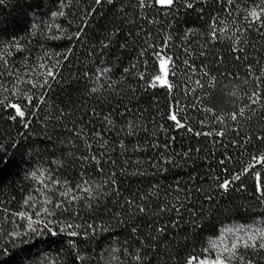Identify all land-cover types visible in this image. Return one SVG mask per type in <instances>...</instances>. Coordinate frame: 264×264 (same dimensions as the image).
<instances>
[{
	"label": "trees",
	"instance_id": "1",
	"mask_svg": "<svg viewBox=\"0 0 264 264\" xmlns=\"http://www.w3.org/2000/svg\"><path fill=\"white\" fill-rule=\"evenodd\" d=\"M253 10L264 0H0V264H187L215 255L227 227L264 229ZM162 48L169 86L150 87ZM261 238L228 264H264L245 247Z\"/></svg>",
	"mask_w": 264,
	"mask_h": 264
},
{
	"label": "snow or ice",
	"instance_id": "2",
	"mask_svg": "<svg viewBox=\"0 0 264 264\" xmlns=\"http://www.w3.org/2000/svg\"><path fill=\"white\" fill-rule=\"evenodd\" d=\"M102 2H103V0H95V3L96 4H101ZM140 2H141V6H143L144 5V0H140ZM229 2H231V0H229ZM154 3L155 4H159V5H171L172 3H174V0H154ZM187 6L188 7H192L191 4H188ZM53 15H56V13H54ZM59 15H63V12H60ZM250 15L252 17L256 18L257 20H260V19L264 18V10H262L259 15H258V13L255 10H253V11L250 12ZM214 33H215V30H213V35H214ZM76 35L79 36V33H77ZM164 46H166V44ZM153 55L155 56L156 60L158 61L159 69H160L161 72H164L165 71L166 65L170 64L171 62H173V58L167 56L166 53L163 52V48L160 51H156L154 49L153 50ZM48 75L50 77H54V73L52 71H49L48 72ZM143 78H144V76L142 74L141 75V79H143ZM156 81H159L161 83V86H169L167 80L163 76H161V75H156L155 77H153V81L149 84V86L150 87H156V83H155ZM255 95L256 94L253 93V96H255ZM28 99L31 100V97H29ZM252 102H253V104H255L256 103V100L253 99ZM11 107L13 109H15V117H13V119H15L16 117H24L25 112L22 110V108L20 106H18L16 104H12ZM240 114H243V109L240 110ZM237 118L238 117L235 114H233L232 117H231L232 120H236ZM168 119L174 123V126H175L176 129H184V128H187V126L180 119H178L175 111H173L168 116ZM25 127H27V125H25ZM187 131L192 132L193 130L191 128H187ZM194 134L196 136H200V135H213L212 133H200V132H195ZM215 135L222 137L224 135V132L223 131H218V132L215 133ZM259 139L260 140H264V137H259ZM185 155H187V153H185ZM252 159L257 164L264 165V154H261L259 156H253ZM221 163H223V161H221ZM252 167H254V165H249L248 168H245L243 170V173H238V174L234 175L233 178H232V180L225 179L222 183H220L218 185V188L221 189V190H223V191H228L229 188H230V186L232 185V183L234 181H236V180H239L240 177H241V175L248 173L249 170ZM33 175H35V173ZM258 178H259V176H258ZM53 183H58V182L54 181ZM67 191L68 190H66L65 193H62V195H67ZM257 191L261 194V196H264V182H262L261 184H258ZM46 202H50V201L49 200H46ZM26 203H28V202L26 201ZM62 203L63 202H61L59 204H56V207L57 208L61 207L62 206ZM138 210L140 212H144L145 211V209L143 207H140ZM163 210L164 209H162V211ZM43 212L45 214H50V210L47 209V208L43 209ZM36 214L37 215H40V212H37ZM19 215L21 217H23L24 216V213H19ZM44 227H45V229L49 233H51L53 235L56 234L55 232L52 231V229L50 227H48V224L47 223L44 225ZM67 227L68 228H71L72 225L69 224ZM29 230H30V232L36 233L37 235L40 234L36 228H33L32 227V222H31V219L30 218H29ZM160 230L162 231L163 229H160ZM133 231H135V229H133ZM17 235H20V234L17 233ZM69 235L70 236H76V235H78V233H76V232L73 231V232H69ZM261 239H262V241H264V237H262ZM213 247H214V245H213ZM232 247H233V249H235L237 247V245L234 244ZM245 247H259L261 249H264V242H260L258 245H256V244H253V245L245 244ZM230 255H234V253H230ZM194 259L195 258L190 257L188 259V261H187V264H193ZM242 259L243 258H241V260ZM200 264H209V262L208 261H201ZM211 264H225V261H224V259H222L221 256L218 255L215 258V260L211 262ZM249 264H251V262H249Z\"/></svg>",
	"mask_w": 264,
	"mask_h": 264
},
{
	"label": "rangeland",
	"instance_id": "3",
	"mask_svg": "<svg viewBox=\"0 0 264 264\" xmlns=\"http://www.w3.org/2000/svg\"><path fill=\"white\" fill-rule=\"evenodd\" d=\"M168 69L169 64L166 65V69L164 72H161L159 69V73L157 75L163 76L168 82ZM158 84H161L159 81H156ZM264 237V229L262 227H243V226H230L224 229L221 238L216 243L215 246V255L213 256H205L203 258L194 259L193 264H200L201 261H208L211 264L212 261L219 255L224 259L225 264H228L226 260V255L229 254V251L233 248L232 246L244 244L250 239H254L255 237Z\"/></svg>",
	"mask_w": 264,
	"mask_h": 264
}]
</instances>
